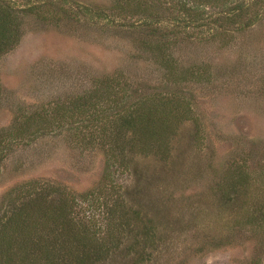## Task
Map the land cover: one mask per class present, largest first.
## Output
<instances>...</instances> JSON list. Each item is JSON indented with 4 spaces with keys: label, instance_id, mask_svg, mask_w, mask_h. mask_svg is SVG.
I'll use <instances>...</instances> for the list:
<instances>
[{
    "label": "rangeland",
    "instance_id": "obj_1",
    "mask_svg": "<svg viewBox=\"0 0 264 264\" xmlns=\"http://www.w3.org/2000/svg\"><path fill=\"white\" fill-rule=\"evenodd\" d=\"M2 1L38 9L19 13L20 39L0 56V139L24 115L42 128L0 143V214L3 197L33 181L97 186L105 147L76 141L89 122L60 108L99 77H120L133 90L183 94L194 119L175 123L166 161L139 154L129 170L112 169L120 198L141 213L128 228L138 236L96 264H264V1L239 23L212 0ZM155 43L175 69L200 76L169 84ZM235 167L248 182L227 195L223 176Z\"/></svg>",
    "mask_w": 264,
    "mask_h": 264
},
{
    "label": "trees",
    "instance_id": "obj_2",
    "mask_svg": "<svg viewBox=\"0 0 264 264\" xmlns=\"http://www.w3.org/2000/svg\"><path fill=\"white\" fill-rule=\"evenodd\" d=\"M190 1L197 7L210 2ZM212 1L227 14L224 18L239 23L243 22L246 11L261 7L264 0H253L251 5L242 1L231 5L235 0ZM137 3V9L144 4ZM185 5H181L182 10L189 12ZM37 9V4L30 3L17 10L0 0V56L13 49L20 39L22 19L19 13ZM152 49L164 55L159 61L167 70L169 84L200 76L197 69H175L172 59L163 53L162 45L155 43ZM138 88L133 90L120 77L105 75L96 79L92 90L61 105L60 110H69L70 116L75 115L77 121L89 122L84 126L86 133L74 129V138L81 143L104 146L109 167L103 171L97 186L82 193L49 182L33 181L24 189H15L17 192L12 196L3 197L0 264H96L127 242L128 236H138L128 228L133 218L138 220L141 213L120 198L127 193H118L112 169L129 170L135 166L132 163L139 154L166 161L175 123L193 118L188 115L190 103L183 94L170 89L138 91ZM52 112L51 119L66 116L62 113L60 117L55 110ZM41 122L39 116L24 115L4 130L0 143L8 146L11 141L21 140L26 134L40 130ZM223 180V192L229 195L246 185L247 172L235 167L223 176Z\"/></svg>",
    "mask_w": 264,
    "mask_h": 264
}]
</instances>
